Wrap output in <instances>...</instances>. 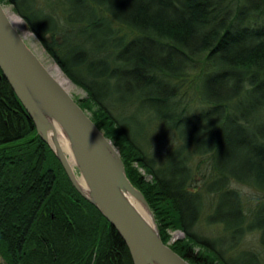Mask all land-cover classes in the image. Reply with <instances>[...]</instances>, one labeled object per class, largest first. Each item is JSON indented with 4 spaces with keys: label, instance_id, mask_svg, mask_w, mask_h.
Returning a JSON list of instances; mask_svg holds the SVG:
<instances>
[{
    "label": "trees",
    "instance_id": "trees-1",
    "mask_svg": "<svg viewBox=\"0 0 264 264\" xmlns=\"http://www.w3.org/2000/svg\"><path fill=\"white\" fill-rule=\"evenodd\" d=\"M0 2L86 92L77 103L119 150L164 243L179 229L170 247L190 264H264V219L253 221L264 210V0L250 13L248 0ZM132 106L150 112L151 139L137 141L121 121ZM165 132L166 151L154 150ZM237 184L260 196L246 198ZM215 226L228 245L202 234ZM252 232L256 252L241 248ZM0 256L5 264H132L1 71Z\"/></svg>",
    "mask_w": 264,
    "mask_h": 264
},
{
    "label": "water",
    "instance_id": "water-1",
    "mask_svg": "<svg viewBox=\"0 0 264 264\" xmlns=\"http://www.w3.org/2000/svg\"><path fill=\"white\" fill-rule=\"evenodd\" d=\"M0 71L74 188L122 238L132 264H190L162 242L154 214L127 177L119 150L26 44L1 2ZM56 127L67 139L85 189L53 135ZM0 264H5L1 256Z\"/></svg>",
    "mask_w": 264,
    "mask_h": 264
},
{
    "label": "rangeland",
    "instance_id": "rangeland-1",
    "mask_svg": "<svg viewBox=\"0 0 264 264\" xmlns=\"http://www.w3.org/2000/svg\"><path fill=\"white\" fill-rule=\"evenodd\" d=\"M254 3H256V0H250V1L248 0V4H247L248 13H250V11L252 10L251 7L254 5ZM3 6L6 10L13 12L12 6L10 4H5ZM24 25L27 27L26 22H24ZM27 29H29V28H27ZM24 41L34 51V53L37 56L39 53L41 54V58L39 56L38 57L44 65L49 64V63L56 64L55 61L50 57V55L47 53V51L44 49V47L38 41V39L36 38V36L34 34L29 39L25 38ZM31 42L33 43V45L31 44ZM72 84L74 85V87L70 88L71 95L76 100L85 99V97L87 96L86 92L80 86H77L74 83H72ZM147 111H148V109L141 110L138 106H132L129 109H124V111L121 112V115H120L121 121L128 123V125L133 129V131L136 135V139L139 142H142L143 140H149V138H150L149 134L151 132L148 131V128H149L148 127V120L150 119V112H147ZM152 143H154L152 145V148L154 150L166 151V147L168 144V134L166 132L163 133L161 136H159V139L155 138ZM145 149L148 150V148H145ZM73 169H74L75 174L78 177L79 173H78L75 165H73ZM139 170L141 171L142 169L140 168ZM236 187L238 188V190L240 191V193L243 196L251 199L252 201H254V199H257L258 196H260L259 192H257V193L254 192L255 189L248 186V185L237 184ZM228 206H229L228 198L225 196L223 198V212H225L227 209H229ZM263 219H264V210H261L259 215L253 221L261 222ZM211 230L214 233L212 231H210L209 228H203L202 229L203 233L202 232L201 233L206 234L208 237H210L211 239H214L215 241L220 240V242L223 245H228L230 243V239L228 238V237H230V235L226 234L224 232V230L221 229V227H217V226L211 227ZM170 232H173V231H169V234H170ZM176 234L177 233H174L175 237H177V238H172V242H174L176 239L183 238V236H184L183 232L178 233L177 234L178 236H176ZM211 234H213V235L210 236ZM170 238H171V235H170ZM170 238H169V241H170ZM242 247H244V248L247 247L250 249V251H253V252L258 251L260 249V246H259L257 235L254 232L249 233L243 239V242L241 243V248ZM233 251L235 252V250H233Z\"/></svg>",
    "mask_w": 264,
    "mask_h": 264
},
{
    "label": "bare ground",
    "instance_id": "bare-ground-1",
    "mask_svg": "<svg viewBox=\"0 0 264 264\" xmlns=\"http://www.w3.org/2000/svg\"><path fill=\"white\" fill-rule=\"evenodd\" d=\"M5 9V8H4ZM6 10V9H5ZM13 11V10H12ZM6 12L8 13L9 15V18L12 22V24L15 26V28H17L22 37L25 39H29L33 36V32L30 31V29H27L28 27H26L24 25V19L19 16L17 13H15L14 11L13 12H10L8 10H6ZM23 19V20H22ZM33 33V34H32ZM37 38V37H36ZM31 44L33 45V43L31 42ZM38 54V53H37ZM38 56L41 58V54L39 53ZM38 57V58H39ZM56 63V62H55ZM52 74L53 76L60 82V84L69 92V94L71 95L70 93V88L74 87V85L72 84L73 82L64 74V72L60 69V67L56 64H52V63H49V64H45L44 65ZM72 82V83H71ZM72 96V95H71ZM73 97V96H72ZM74 98V97H73ZM74 100L76 101V99L74 98ZM77 102V101H76ZM87 114L90 116V114L87 112ZM53 135L54 137L56 138V141L58 143V145L60 146L61 150L64 152V154L67 155V158H68V162L70 164V167L73 168V165H74V162L72 160V157L70 156V152H69V147H68V142H67V139L65 138V136L63 135L61 129L59 128H55L54 131H53ZM60 162V161H59ZM61 164V163H60ZM74 170V169H73ZM67 175V174H66ZM76 176V179L78 181V183L82 186V188L85 189V185H84V182L82 180L81 177H77V175L75 174ZM141 209V208H139ZM145 214V213H144ZM175 232L174 233H180L182 232L181 230L179 229H176L174 230ZM174 233L172 234V236L175 237ZM176 234V236H178ZM177 238V237H175ZM163 242V241H162ZM164 243V242H163ZM166 244V243H164ZM167 244H170V243H167ZM166 244V245H167Z\"/></svg>",
    "mask_w": 264,
    "mask_h": 264
},
{
    "label": "built area",
    "instance_id": "built-area-1",
    "mask_svg": "<svg viewBox=\"0 0 264 264\" xmlns=\"http://www.w3.org/2000/svg\"><path fill=\"white\" fill-rule=\"evenodd\" d=\"M174 232V231H173ZM173 232H170V235H171V238H170V242H172V238H175L174 236H172V233Z\"/></svg>",
    "mask_w": 264,
    "mask_h": 264
},
{
    "label": "flooded vegetation",
    "instance_id": "flooded-vegetation-1",
    "mask_svg": "<svg viewBox=\"0 0 264 264\" xmlns=\"http://www.w3.org/2000/svg\"><path fill=\"white\" fill-rule=\"evenodd\" d=\"M71 182V181H70Z\"/></svg>",
    "mask_w": 264,
    "mask_h": 264
}]
</instances>
